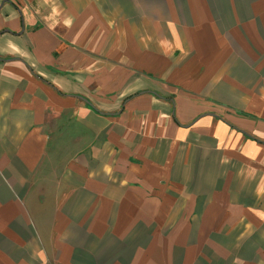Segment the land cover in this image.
I'll list each match as a JSON object with an SVG mask.
<instances>
[{"label": "crops", "instance_id": "0c3cea01", "mask_svg": "<svg viewBox=\"0 0 264 264\" xmlns=\"http://www.w3.org/2000/svg\"><path fill=\"white\" fill-rule=\"evenodd\" d=\"M0 264H264V0H0Z\"/></svg>", "mask_w": 264, "mask_h": 264}, {"label": "trees", "instance_id": "16d2710c", "mask_svg": "<svg viewBox=\"0 0 264 264\" xmlns=\"http://www.w3.org/2000/svg\"><path fill=\"white\" fill-rule=\"evenodd\" d=\"M87 106H88L92 111H94V112L97 113V111L95 110V108H93L90 104H87Z\"/></svg>", "mask_w": 264, "mask_h": 264}]
</instances>
